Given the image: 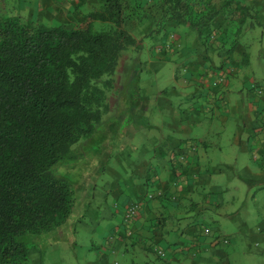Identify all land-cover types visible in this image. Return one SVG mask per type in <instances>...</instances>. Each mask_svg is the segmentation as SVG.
<instances>
[{"label":"trees","instance_id":"trees-1","mask_svg":"<svg viewBox=\"0 0 264 264\" xmlns=\"http://www.w3.org/2000/svg\"><path fill=\"white\" fill-rule=\"evenodd\" d=\"M220 1L217 6L213 0H155L159 12L149 13L140 0L133 5L99 0V9L77 28L0 17V264H28L31 242L63 230L74 217L83 161L102 156V145L111 147L119 132L108 118H116L126 99L120 96L125 89L115 85L122 56L142 52L148 38L167 40L177 27L194 31L205 43L218 17L228 24L230 45L220 52L227 56L247 24L260 25L254 0ZM147 20L156 28L142 42L135 31ZM231 77L224 74L219 81L227 86ZM112 95H119L115 106ZM102 138L105 144L89 155L85 148ZM182 158L181 153L170 158L173 173L182 170ZM64 167L81 178L71 180Z\"/></svg>","mask_w":264,"mask_h":264},{"label":"crops","instance_id":"crops-1","mask_svg":"<svg viewBox=\"0 0 264 264\" xmlns=\"http://www.w3.org/2000/svg\"><path fill=\"white\" fill-rule=\"evenodd\" d=\"M254 3L260 11V25H264V0H254ZM173 29L175 30L172 31L173 35H170L167 39L178 44V49L168 51L166 47H170V44H166L167 42L164 41L160 42V47L154 48V51H156V54H161L167 50L168 55L165 56L166 58L174 54L180 55L181 64L174 75V79L178 86L184 90L185 102L181 103L179 99L174 101L169 96L170 91L166 89L158 97L151 98V106L150 99L143 97L141 92V88H145V86L139 87V95L135 99V110L133 112L135 114L133 115L134 118L131 117L133 122L130 124L128 132L138 136L137 133L140 132L142 126H137L135 123L137 119L135 115L139 110V114L148 112L151 107L152 110L155 109L158 113H161L159 115L162 117V125L160 126L155 120L152 121L153 143L151 148L148 147L153 155L152 160L141 159L134 162L126 159L131 174L126 176L123 186L120 179H122L123 172L125 173L126 170L122 165V161L118 162L121 167L113 168L108 162L109 160L112 164L111 159H103L105 169H100L101 174L98 175V179L104 171H107L109 177L115 180V183L110 182L108 190H105V192L108 191L117 203L120 202L121 205H124L123 210L122 206H119L120 209H116V215L118 213L122 214L123 219V214L131 203H138L141 207L139 215L132 221L131 242L126 241L129 238L120 235L118 231L121 228L120 225L115 227V230L116 228L117 230L109 247L112 246L114 250H112V254L117 257L122 254L123 245L129 247V245L138 244V248L143 254L149 253L154 256L152 252L154 245L157 249H162L186 244L188 245L189 255L196 257L199 264H233L234 261L219 250L221 247L229 245L230 239L215 237L213 235L215 229L207 223V218L212 216V212L214 213V206L212 205L215 204V201H218L214 200L215 196L211 194L216 191L210 182L235 181L238 179L246 183L250 182L251 186L259 187L263 192H260L261 195L254 194V199L259 197V203L264 204V81L249 80L242 72L241 67L250 63L249 57L245 58L244 47L238 45L231 55L223 56L220 53L226 48L224 45L221 46L220 43H217L222 35L221 30H213L212 34L214 33L215 37L212 38L211 33H209V40L201 43L198 38L191 35L188 28L177 27ZM156 39L155 44L157 45L161 38L157 37ZM229 58H231L230 61ZM166 60L168 61V59ZM232 60L240 63L239 73L232 77L230 83L224 87L216 79H220L219 75L221 74L220 77H222L226 72H229L228 77L233 75L238 67L233 70L234 63L231 62ZM167 61L164 63L154 62L156 69H160ZM229 68L233 72L230 73ZM253 86L258 87L255 89ZM173 91L176 92L177 89L174 88ZM155 104H157V107ZM136 106L139 108L137 109ZM230 123L236 124L232 140L234 147L237 148L236 154L233 152L228 161H223L226 157L220 160L216 158L211 160L208 150L212 145L218 149L221 148L219 142H213L215 138L221 137V133H223L221 129H227ZM146 125L152 127L150 120L146 122ZM136 135H133V137L136 138ZM116 139L120 138L116 137ZM120 142L119 140L118 143ZM111 143L112 147L114 142ZM145 146L148 145L145 144ZM195 147L196 150H194ZM177 153L185 156L186 159L182 162L185 167L182 168L183 170L179 169L178 172L173 173L170 167V158ZM221 154H223V150ZM246 155L250 156L255 165L246 161ZM93 160L99 161V159ZM211 162L214 163L213 168L208 166ZM86 167L88 169V164ZM132 176L138 178V181L128 179ZM98 184L97 180L91 197L83 208L87 213L85 217L90 218L95 223L99 221L105 202L110 198L106 193L99 192ZM204 186H210L211 193L199 189ZM160 190L163 191L161 193L167 192V195L171 190H179L178 192L182 198L175 205L170 204L165 199L158 201L148 199L149 195L155 192L159 194ZM79 195H81V192ZM85 217L81 219L84 220ZM201 217L205 218L206 221L200 220ZM74 218L75 215L71 221ZM77 223L83 224L81 220H77ZM182 223H185L186 226H182ZM246 227L245 224H240L239 229L243 232ZM87 229L94 232L89 226H87ZM248 231L249 229L247 234ZM59 232L61 231L43 236V238L58 237ZM250 232L251 237L244 235V239L248 241V244L250 240L254 243L257 240H264V225H259ZM259 234L263 237L258 238ZM236 236L235 234L231 235V238ZM106 242L107 239H105L103 245L108 247ZM51 243L55 244L54 240ZM249 246L250 250L254 249L253 244H249ZM117 247L118 250L115 251L114 248ZM100 249L101 253L98 251V256L94 254V259L89 260L90 264H111V251L107 250L108 255L105 256L102 253L105 252L104 247L101 246ZM197 251H200L201 254ZM30 252H33V249ZM262 252L264 253V250L260 248L259 253ZM174 253L179 254L178 252ZM179 258H181L179 262L183 264L185 259L181 256ZM143 261L144 264H155L148 258H144ZM114 264L120 263L117 260ZM132 264L137 263L133 261Z\"/></svg>","mask_w":264,"mask_h":264},{"label":"rangeland","instance_id":"rangeland-1","mask_svg":"<svg viewBox=\"0 0 264 264\" xmlns=\"http://www.w3.org/2000/svg\"><path fill=\"white\" fill-rule=\"evenodd\" d=\"M128 5H133L139 2V0H123ZM143 2V5L146 7L149 13H158L159 10L155 7V0H140ZM200 2L207 1V0H198ZM213 2L218 6L220 5V0H213ZM212 5V4H210ZM100 7L99 0H0V17H20L23 20H33L37 22H42L46 25H64L67 28H77L84 25L87 21V16L97 11ZM146 26H140V31L137 28L129 26L131 31H135L136 35L139 36L138 38L141 40L144 37H147L148 34L154 31V22L152 20H147L145 23ZM144 24V25H145ZM98 27L108 29L110 26L108 24L100 23ZM186 29V27H182ZM213 30H221L222 35L220 36L217 43L220 45H225L226 49L228 50L230 43L228 42L229 38L227 37L228 32V24L225 23L220 17L215 20ZM142 30V31H141ZM189 30V29H188ZM212 30V31H213ZM209 33H206L209 36ZM175 35V34H174ZM191 35L195 38H198L197 34L194 31H191ZM212 38H214V33L210 34ZM161 37V36H160ZM199 39V38H198ZM142 41V40H141ZM167 43L170 44V47H166L168 51H173V49H178L175 42L169 41V39L165 40ZM143 42V41H142ZM157 39H146L142 45V52H128L124 56L121 57L120 66L118 76H116V88L123 89L120 91L123 94L120 96L126 98L123 100L122 110L119 113H116V118L111 116L108 118L109 122H112L111 126H117L119 132L117 133L118 138L114 141L112 147H108L106 145H102L105 149L102 152V156L98 155L94 157V159H107V155H113L109 158L111 159L112 164L108 160L109 164L113 168L121 167L118 163L120 160L122 161V165H124L126 172H123L122 179H120V183H125L126 176H128L131 171L129 166L127 165L126 159H130L132 161H140L141 159L152 160L153 155L152 152L148 147L151 148L153 143V124L152 121L155 120L160 126L162 117L159 115L157 110L151 109L148 112L139 114L140 110L138 111L135 123L137 126H142L140 132H138V136L136 134H130L129 131L130 124L133 122L134 118V110H135V99L137 98L139 87L145 86V88H141V92L143 93V97L150 99V105L152 106V97H158L161 92L168 89L170 91V98L174 101L177 99L181 100V103L185 102L184 98V90H182L178 84L175 82L174 75L177 72L181 64L180 55L174 54L171 57L166 58L165 56L168 55L167 50L162 52L161 54L155 53L154 51L156 47H160L161 41L156 45ZM161 42V43H160ZM203 43L202 41H200ZM239 46L244 47L245 53L248 54L250 59L249 65H244L241 67L242 72L245 76L255 81H264V25H255L254 27H250L247 24L242 34L239 37ZM155 48V49H154ZM174 50V51H175ZM154 51V52H152ZM224 52V50H223ZM171 54V53H170ZM156 57H155V56ZM172 58V59H171ZM168 59V61L166 60ZM152 61V65H151ZM165 65H162L160 69H156L154 62H162ZM234 68L238 69L233 72V70L229 71L230 73L233 72L232 77H235L239 73V62L233 60ZM232 62V61H231ZM223 73V71H222ZM229 72H226L228 74ZM221 74L219 75L220 78ZM224 76V75H223ZM231 77V78H232ZM233 79V78H232ZM219 82V79H216ZM123 82V83H122ZM227 83H221L224 85ZM226 87V86H224ZM176 88L177 91L174 92L173 89ZM119 95H112L111 96V104L115 106V103L118 102ZM129 100V101H128ZM157 107V104H155ZM138 109L139 107L136 106ZM150 120V124L152 127L146 125V122ZM154 121V122H155ZM107 131L110 133L112 132V127L108 123L106 124ZM100 129V127L98 128ZM115 129V128H114ZM101 130L103 128L101 127ZM236 130V124L230 123L227 129H221L223 133H221L220 138H215L213 143L219 142L221 148H217L216 146L212 145V147L208 150V155L211 156V160L214 158L220 160L226 157L223 161H228L230 156L233 155V152L236 154L237 148L234 147L232 140L234 138V132ZM132 132H134L132 130ZM196 134H198L196 132ZM136 135V138L133 137ZM140 135V136H139ZM119 140L121 141L120 143ZM85 142L82 140L76 148ZM106 140L104 138L97 139V141L85 148V151L88 152L89 155L93 152H98L99 144H105ZM147 142V143H146ZM84 144V143H83ZM121 146V149L117 147ZM145 144L148 146L146 147ZM82 146V144L80 145ZM132 148V149H130ZM147 151H146V149ZM84 149V148H81ZM223 150V154L221 151ZM207 155V154H206ZM206 157V156H205ZM93 157H87L86 160L83 161V170L84 179L82 180L81 186V195H79L78 204L76 207V214L73 221L70 224L59 232L58 237L51 236L50 238H43V236L36 237V240L31 242L35 245L33 248V252H30V261L28 264H90V259L95 257L94 254L98 256V253H101V246L104 247V251L102 252L108 255L107 250H110V258L111 264H114L117 260L120 264H132V262H136L137 264H144V258H148L153 261L155 264H182L179 261L181 256L185 261L183 264H199V260L196 257L189 255V250L187 249L188 245L181 244L179 247L171 246L173 248H162L157 249L154 245L153 253L154 256L146 253L143 254L138 248V244L136 245H129V247L122 246L123 251L122 254L118 255L117 257L112 254V246L109 247L111 244L112 238L115 235V227L120 226L119 232L120 235L124 238H130L133 233V225L132 222H126L125 214L124 218L122 219V214L114 215L117 207V201L109 195L108 191V184L110 182L115 183V180L109 177L108 172L104 171L101 177L98 179V175L100 176V161L93 160ZM246 161L250 164L255 165V162L250 158L249 155H246ZM102 162V160H101ZM184 162V161H183ZM88 164V169L87 166ZM209 167L213 168L214 163L208 164ZM182 167H185L182 164ZM183 170V169H182ZM63 171L66 176H69L71 180H74L76 177L81 178L80 172L68 174L65 172V167ZM82 173V174H83ZM137 182L138 178L132 176L128 178ZM127 179V180H128ZM99 182L98 188H100V193H106L109 195V199L105 202L104 210L102 215L97 223L92 221L90 218L85 217L87 215L86 211L83 210L84 205L88 202L87 200L91 197V193L96 186L95 183ZM182 181V180H181ZM184 182V180H183ZM211 185L214 187V193H211L212 189L210 186L200 187V190H203L206 193H211L215 196L214 200V213L212 212V216L207 218V223L210 224L214 229L215 232L213 235L215 237H225L229 238V245H225L221 247L219 250L224 252L226 255L230 257V259L234 262L233 264H264V253H259V249L263 248L264 250V240H257L255 243L254 241L250 240L249 244H253L254 249L250 250V246L248 241L244 239V235H248L251 237L250 230L257 228L259 225H264V204H260L258 198L254 199L253 195L258 194L261 195L263 193L259 187L251 186L249 183H246L243 180H223V181H214L210 182ZM182 184V183H181ZM210 185V184H209ZM150 185L148 186V188ZM179 190H171L168 195L163 192L162 190L153 195V200H162L168 201L170 204H178L180 198H182L178 192ZM79 192V194H80ZM261 192V193H260ZM252 194V196H251ZM151 196V195H150ZM163 196V197H162ZM102 197V196H101ZM101 201V199H100ZM100 203V202H99ZM119 206H122V210L124 205H121L118 202ZM138 204V203H136ZM192 205V203H190ZM220 204L219 206H216ZM139 205V204H138ZM118 209H120L118 207ZM141 207L139 209V212ZM139 215V213H138ZM209 216V215H208ZM85 217L84 220L81 218ZM122 219V221H121ZM202 221H206L205 218H199ZM77 220H81L83 224H79ZM76 224L75 231L72 230L73 224ZM240 224H245L247 227L244 229L243 232L239 229ZM87 226L94 230H88ZM182 226H186L185 223H182ZM248 234H247V230ZM72 230V231H71ZM71 231V232H70ZM118 231L116 232L118 234ZM237 235L235 238H231V235ZM263 237V235L259 234L258 238ZM107 239V246H104L103 243ZM54 240L55 244L51 243ZM186 243V241H185ZM52 244V245H51ZM99 247L98 249H95ZM115 251L118 250L114 248ZM99 251V252H98ZM114 251V250H113ZM158 251L162 252V256L158 255ZM261 251V250H260ZM174 252H178L176 254ZM197 253L201 254L200 251ZM41 255V256H40ZM100 255V254H99ZM257 255V256H256ZM120 256V257H119ZM177 256V257H176ZM154 257V258H153ZM177 260L175 261V259ZM94 259V258H93Z\"/></svg>","mask_w":264,"mask_h":264},{"label":"built area","instance_id":"built-area-1","mask_svg":"<svg viewBox=\"0 0 264 264\" xmlns=\"http://www.w3.org/2000/svg\"><path fill=\"white\" fill-rule=\"evenodd\" d=\"M223 80H220V82H222ZM264 87V85H263ZM183 160V158H182ZM139 209H140V205L138 204H131L127 209H126V214H125V220L126 222H132L133 220L136 219V217L138 216L139 213ZM158 255L162 256V252L158 251Z\"/></svg>","mask_w":264,"mask_h":264}]
</instances>
